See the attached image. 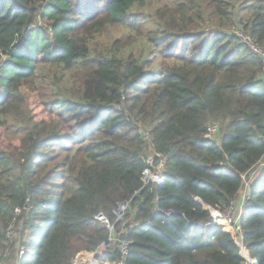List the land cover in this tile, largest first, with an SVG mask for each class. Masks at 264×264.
Returning <instances> with one entry per match:
<instances>
[{"label": "trees", "instance_id": "obj_1", "mask_svg": "<svg viewBox=\"0 0 264 264\" xmlns=\"http://www.w3.org/2000/svg\"><path fill=\"white\" fill-rule=\"evenodd\" d=\"M150 1L0 0V257L19 243L30 251L21 264H73L113 227L134 240L127 264H246L215 222L246 175L241 226L250 264H264L263 70L230 30L264 46V0L131 11ZM123 24L141 25L147 52H120L132 37L92 47ZM214 123L219 141L206 138ZM162 162L163 181L146 184ZM128 203L130 223V211L117 218Z\"/></svg>", "mask_w": 264, "mask_h": 264}, {"label": "built area", "instance_id": "obj_2", "mask_svg": "<svg viewBox=\"0 0 264 264\" xmlns=\"http://www.w3.org/2000/svg\"><path fill=\"white\" fill-rule=\"evenodd\" d=\"M234 32H235V34H237L239 36L241 41L243 43H245L250 48V50L255 55H257L259 57V59L261 61L262 70H263V77H264V46L258 44L255 41V39L249 33L245 32L244 30L240 29L239 27H236ZM218 132H219L218 124H211L208 127L206 138L217 141V138L219 136ZM150 163L154 164L152 158H150ZM160 164L164 165L163 162ZM157 167H156L155 171H152L151 169H147L145 171V183L146 184L149 181L148 178L152 179L154 182L155 181H157V182L163 181V177L161 176L162 174L159 172H163L164 170H162V171L157 170ZM149 172H155L156 176L158 178H160V180H157L156 178H152V177L148 176ZM244 178H245V182L247 185L245 187L246 188L245 197L244 198L242 197L243 196V193H242L241 194V201H237V203L240 202V205H237V207H236L237 203L233 202L229 206L224 208L222 214H224V216L226 217V213L228 211L234 213L233 216L230 217V219H229L231 229H230V225L228 224V231L234 236V240H235L236 245L239 248L240 254L243 255L247 260L246 264H250L251 258L249 255V250L245 244L244 232H243V229L241 226L242 218L244 215V209H245L246 203L250 197V191L248 190L250 187L249 186L250 180L247 179L246 175H244ZM16 212L19 213L20 208H16ZM123 215H124V209L122 212H120V211L117 212V218L118 219H121ZM97 217L103 221L108 222L107 218L102 213H99L97 215ZM226 219H228V218L226 217ZM12 230H13V226H11L9 224L7 236H8V239L10 240V242L14 239V237H16V235L13 236ZM124 231L126 232V229ZM133 244H134L133 239L128 238V237H121L120 233H116L114 231L113 227H111V234L107 240L102 242L100 244V246L91 254H85L83 252L78 253L73 260V264H127V257L129 256V254L132 250ZM7 250H11V243L7 245ZM109 250H112V251L118 250V255L114 256V258H108V257L105 258L104 254L106 252H108ZM29 256H30L29 249L28 248L26 249V246L21 244L20 249L16 253V259L12 264H21L23 261H25L27 258H29ZM7 257H8L7 254H5L4 256H1L0 257V264H9V262H7Z\"/></svg>", "mask_w": 264, "mask_h": 264}, {"label": "rangeland", "instance_id": "obj_3", "mask_svg": "<svg viewBox=\"0 0 264 264\" xmlns=\"http://www.w3.org/2000/svg\"><path fill=\"white\" fill-rule=\"evenodd\" d=\"M164 0H152L150 1L146 6H140V5H135L134 7H132L131 11H141V12H144L146 14H153L155 9L158 8L162 3H163ZM151 22V21H150ZM149 22V23H150ZM144 25H148V23H145ZM141 28V25H134V26H129L127 24H123L121 26H110L108 29L104 30L98 37L97 40L98 43H95L93 44V48H97L99 52L101 51H104V52H113L116 48L114 47V42H116L117 40H126L127 38L129 37H132L133 38V43L130 44V45H127L123 50H121L120 52L123 51V54L125 56H127L130 52H134V53H139L142 49L147 52V49H148V39H147V36L145 35L146 33L144 31L142 32H139V29ZM231 29L230 30H235L236 26H233V27H230ZM39 110V108H38ZM216 124V123H214ZM218 124V123H217ZM219 125V124H218ZM7 129L6 127H0V135L1 136H6L7 134ZM144 131V130H143ZM9 134L10 136H8L7 139V143L6 144H9V143H12L13 145H17L19 143V140H18V135L16 132H12L11 130H9ZM217 141H219V136L217 138ZM5 143V142H4ZM264 164V163H262ZM164 165H159L157 167V170H164ZM148 176L152 177V178H156L157 180H160V178H158L155 174V172H149L148 173ZM149 181H153L152 179L148 178ZM148 181V182H149ZM245 191H246V188L244 187L242 193H243V198L245 197ZM248 192V191H247ZM245 202V201H244ZM238 204V203H237ZM237 204H236V207H237ZM233 208V207H232ZM235 208V207H234ZM236 209V208H235ZM127 211H130L132 212L130 218H128V223L130 222H134L133 219H134V215L133 213H135L136 211V207L135 206H132V204L128 203L125 205V208H124V214L127 212ZM103 214V213H102ZM123 214V213H122ZM233 212H227L226 213V217L228 219H226V217L224 216V214L222 213H217L215 215V222H217L218 224H225L227 226V229H228V224L230 225L229 223V219L230 217L233 216ZM105 216V215H104ZM15 223H16V220L13 219L11 222H10V225L13 226V228L15 227ZM134 225V223H133ZM230 229H231V225H230ZM233 231V230H232ZM15 235V233H13V236ZM18 238V237H17ZM20 246L21 244L17 243L15 245V252L14 254H12V252L10 250H7L6 248V251L5 253H7V255L9 257H11L10 259V262L9 264H12L15 259H16V253L18 252V250L20 249ZM28 247L26 246V249ZM81 253V252H79Z\"/></svg>", "mask_w": 264, "mask_h": 264}, {"label": "water", "instance_id": "obj_4", "mask_svg": "<svg viewBox=\"0 0 264 264\" xmlns=\"http://www.w3.org/2000/svg\"><path fill=\"white\" fill-rule=\"evenodd\" d=\"M140 132H141V134H142L143 137L146 136V133L142 129L140 130ZM142 206H143V200L141 201V203H140V205H139L138 208L140 209V208H142Z\"/></svg>", "mask_w": 264, "mask_h": 264}]
</instances>
